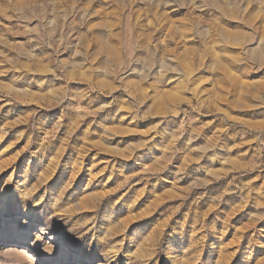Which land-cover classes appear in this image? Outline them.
<instances>
[{
	"label": "clouds",
	"instance_id": "9594fccd",
	"mask_svg": "<svg viewBox=\"0 0 264 264\" xmlns=\"http://www.w3.org/2000/svg\"><path fill=\"white\" fill-rule=\"evenodd\" d=\"M61 128L65 147L49 171ZM10 133L8 148L27 140L17 159H30L7 177L18 205L9 226L27 229L33 212L43 225L0 235V264L51 261L59 245L43 247L36 233L48 236L54 222L77 245L65 264H264V0H0V142ZM68 149L85 187H106L104 173L120 181L73 212V181L29 179L35 161L52 180ZM161 184L175 193L167 218H134ZM225 208L252 209V227L231 243Z\"/></svg>",
	"mask_w": 264,
	"mask_h": 264
},
{
	"label": "rangeland",
	"instance_id": "374dc122",
	"mask_svg": "<svg viewBox=\"0 0 264 264\" xmlns=\"http://www.w3.org/2000/svg\"><path fill=\"white\" fill-rule=\"evenodd\" d=\"M207 79L209 78L205 77V80ZM253 82L255 81H245V83ZM204 86L206 88L210 87V85H208L207 83H205ZM42 103L43 101L41 99L36 98L34 100V103L21 106V110L17 111L11 117V119L25 116L28 111L31 110V108L36 107ZM53 113H56L55 109L51 110V112L49 113L50 130H52L51 121L56 118ZM233 115L236 116L237 119H252L250 114L233 113ZM204 119L205 122H208L211 118L205 117ZM147 130V126L141 127L139 129L140 132H145ZM66 132L67 130L65 128H61L59 132L55 133L57 136V142L55 143V147L49 152L48 157L45 160V164L47 165V169L49 171L55 167V162L58 159V153L64 150L65 146L60 141L65 137ZM15 139V134L10 133L3 142H0V152H3V156H0V169H2V171H0V186H5V193H0V225H3V227H0V235H15L17 237L23 238L26 236L27 232L31 230L32 227L38 224L43 225V221L39 215L33 212L32 216L30 217V224L27 229H24L23 231H14L9 226L14 221L18 213V205L14 199V194L11 192L10 188L6 186L7 177L13 172V168H15L17 176L21 175L27 165L28 160L30 159V156L27 152L19 159H17V153L27 146V140H21L19 143H16L13 148H8V145L14 143ZM127 139L134 143L136 138L130 136L127 137ZM90 142L95 143V140L93 139ZM36 147L37 145H33V150H35ZM6 148L8 150L5 152L4 149ZM70 152L71 149H68V152L64 153V160L60 161L61 167L56 171V176L53 177L52 180H49L48 173L45 170L44 166L37 164L35 161H32L29 179L31 180L33 185L43 183L45 181H48L49 183L73 181L72 191L75 193V195L71 200H69L68 204L66 205V210L68 212H73L75 210L73 205H75L76 203H79L83 208L87 205V202L89 200H93L113 192L120 181L116 178H113V180H107L108 173H104V176L100 179L102 181H107L106 187L103 184H93L90 187H85L87 180L84 173L76 175L75 171L65 163V161H67L69 158ZM92 155L93 153H89V155L84 158V166L86 169L91 167L92 164L95 163V161H92L91 159ZM105 159H107V155L105 153H101V155L97 157V160ZM13 161L14 163H12ZM145 167L151 168L152 161H146ZM102 169L103 164H98L97 168L94 171L100 172ZM136 171V169H133L129 173H127V175H133ZM173 196H175V193L173 192L171 187L168 184H161L156 189L154 195L149 196L145 194L140 198L139 203L134 210L133 217L147 218L150 221L162 223L167 218L166 213L169 211L170 206L174 203V201L171 199V197ZM121 211L123 212V210ZM225 211L232 216V224L234 225V227L230 229L228 235L225 236L224 243H231L235 239V231L252 227L249 222V215L251 214L252 209L246 208L243 211L236 212L235 214H233L232 209L225 208ZM256 227L260 230H264V222L256 225ZM36 239L44 241L43 247L51 246L56 249L57 245H59V254L53 257L51 261L46 260L45 264H65L67 260H70L72 258V255L77 248L76 242L73 241L71 237H68L65 234L64 228L58 222L53 223L51 232L48 236L42 237L37 232ZM207 255L208 253L205 252V256Z\"/></svg>",
	"mask_w": 264,
	"mask_h": 264
}]
</instances>
